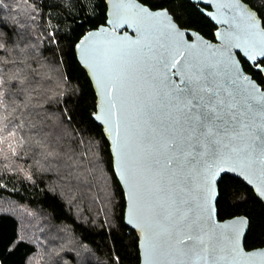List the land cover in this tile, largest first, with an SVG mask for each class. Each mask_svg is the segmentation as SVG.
Returning a JSON list of instances; mask_svg holds the SVG:
<instances>
[{
  "label": "water",
  "instance_id": "water-1",
  "mask_svg": "<svg viewBox=\"0 0 264 264\" xmlns=\"http://www.w3.org/2000/svg\"><path fill=\"white\" fill-rule=\"evenodd\" d=\"M105 1L106 23L88 31L75 51L97 97L92 118L110 145L139 264H264V247H245L249 218L220 220L217 208L226 175L264 204V143L257 139L264 87L236 71L245 70L244 50L260 43L242 12L252 7L190 0L216 26L210 40L182 28L167 8L143 18L128 11L139 0ZM118 16L126 22L114 24ZM178 52L180 64L168 71L164 65ZM188 236L193 240L179 242Z\"/></svg>",
  "mask_w": 264,
  "mask_h": 264
},
{
  "label": "trees",
  "instance_id": "trees-1",
  "mask_svg": "<svg viewBox=\"0 0 264 264\" xmlns=\"http://www.w3.org/2000/svg\"><path fill=\"white\" fill-rule=\"evenodd\" d=\"M140 1V0H139ZM264 17V0H243ZM215 40L190 0H149ZM107 21L105 0H0V264H139L136 232L97 97L76 44ZM243 68L264 87L250 63ZM15 136L5 140L9 131ZM218 217L246 216L248 250L264 247V204L240 179L219 182Z\"/></svg>",
  "mask_w": 264,
  "mask_h": 264
},
{
  "label": "snow or ice",
  "instance_id": "snow-or-ice-1",
  "mask_svg": "<svg viewBox=\"0 0 264 264\" xmlns=\"http://www.w3.org/2000/svg\"><path fill=\"white\" fill-rule=\"evenodd\" d=\"M155 5L151 4L149 0H140L139 5L133 4L130 9H128L129 12L133 13L136 16H141L143 18H155L160 15H166V13H159L155 12ZM242 12H244V15L246 16V19L248 21V31L255 35L260 37V43L259 45H250L248 46L244 52V63L251 62L252 67L254 68L255 72L264 76V17H259L258 15L254 14V11L252 8H246L242 9ZM122 22H126V20H123L121 17H117L113 21L114 24L119 25ZM239 47V45H237ZM182 53H177L175 56L171 58V63L170 64H165L164 68L170 71L172 68H175L177 64H180V56ZM257 57H260L259 63H257ZM180 69H177V72H179ZM236 71L239 73H243L245 70L236 68ZM191 83V81H189ZM7 82L3 79L0 78V96L3 95L2 90L7 87ZM114 86H108L107 91L110 93L113 90ZM253 87L255 85L253 84ZM187 88V86H186ZM174 90L177 91L178 93L182 94L185 92L186 89H180L178 87L174 86ZM187 91H191L190 88H187ZM178 99H182V96H179ZM261 112H264V107H262ZM213 111H215L213 109ZM7 129V125H4L3 127H0V132H4ZM9 131V135L5 136V140L10 139L15 136V133H12ZM257 139H259L262 143H264V123H261L257 129ZM0 143H4V140H0ZM174 150V149H173ZM2 151V149H0ZM172 163L171 160L168 161V164L170 165ZM129 223L131 224L132 221L130 220ZM236 239H239V233L237 232L236 234ZM193 240L192 236H188L187 238L181 239L179 242L181 244H187L188 241ZM203 243V241H200ZM262 256H264V253H262Z\"/></svg>",
  "mask_w": 264,
  "mask_h": 264
},
{
  "label": "flooded vegetation",
  "instance_id": "flooded-vegetation-1",
  "mask_svg": "<svg viewBox=\"0 0 264 264\" xmlns=\"http://www.w3.org/2000/svg\"><path fill=\"white\" fill-rule=\"evenodd\" d=\"M198 6H199V8H202V7L204 8V6H201V5H198ZM215 27H216V26H215ZM216 29H217V28H216Z\"/></svg>",
  "mask_w": 264,
  "mask_h": 264
}]
</instances>
